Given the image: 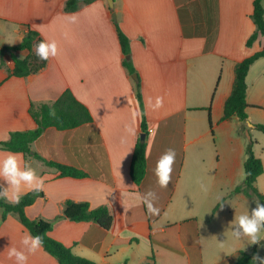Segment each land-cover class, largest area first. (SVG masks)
Returning <instances> with one entry per match:
<instances>
[{
	"label": "crops",
	"instance_id": "1",
	"mask_svg": "<svg viewBox=\"0 0 264 264\" xmlns=\"http://www.w3.org/2000/svg\"><path fill=\"white\" fill-rule=\"evenodd\" d=\"M114 1V9L107 0H98L66 12L67 0H0V50L21 42L25 25L44 40L55 39L59 47V54L48 60L43 71L25 78L8 77L15 65L9 53L4 55L6 66H0V142L8 140L12 132L37 127L29 113L31 103H53L70 90L89 110L93 122L64 131L49 128L31 148L47 161L78 168L89 176L61 177L57 169L19 153L44 181L45 198L27 207V216L54 221L68 200L88 202L91 209L107 206L114 216L109 231L94 222L61 220L50 232L76 255L98 264H114L113 259H121L123 264L147 262L155 250L150 246L141 253L142 243L150 242L154 234H168L175 223L180 244H173L172 237L162 238L156 243L160 252L172 258L183 253L186 264H203L197 209L212 208L225 199L224 191L237 185L238 175L245 170L246 141L240 133L241 123L236 117L223 120V115L236 65L264 47L261 35L247 47L256 31L251 18L255 0ZM73 14L75 23L68 19ZM115 22L130 40V58L140 78L150 129L147 172L139 186L130 170L142 113L137 82L123 64L125 55ZM17 55L25 58L28 52L18 51ZM263 59L256 61L247 75L249 109H264V64L258 70ZM157 96L163 97V107L153 110L148 102L151 99L154 103ZM249 109L251 121L254 110ZM126 125L136 128L135 136L126 134ZM213 129L215 137L222 140L214 165L208 164L210 157L206 155ZM169 148L176 152L171 182L160 188L154 168ZM7 152L0 150V157ZM0 185L7 187L3 180ZM149 190L158 197L154 203L160 209L159 216H150L139 200V195ZM237 196L246 200L243 193ZM173 204L177 208L169 211ZM225 205L226 199L220 208ZM175 218L179 220L173 221ZM26 231L17 216L3 219L0 208V264H13L6 248L11 242L19 247ZM28 264L60 263L42 247L29 256Z\"/></svg>",
	"mask_w": 264,
	"mask_h": 264
},
{
	"label": "trees",
	"instance_id": "2",
	"mask_svg": "<svg viewBox=\"0 0 264 264\" xmlns=\"http://www.w3.org/2000/svg\"><path fill=\"white\" fill-rule=\"evenodd\" d=\"M98 0H67L65 5L66 12H75L84 5H89ZM264 0L254 1V11L251 16L256 25V31L247 41V47H252L261 35L264 37ZM116 23L119 40L125 60L123 62L125 68L130 75H137V99L140 104L142 113L141 134L137 139L133 159L131 163V178L133 182L139 186L145 178L147 172V140L150 129L145 115L143 95L141 92V83L139 75L133 65L131 58V44L127 35L121 30ZM26 31L22 41L14 46H7L0 50V66L5 67L4 55L9 53L14 61V69L8 71V77L25 78L31 75H36L43 71L48 64L47 61L39 60L34 52V45L41 40H44L39 32L25 25ZM18 51H27L28 55L21 58L17 55ZM264 57V47L261 51L244 59L235 67V80L233 90L225 103L223 120H230L236 117L241 123V134H245L248 128L247 109L250 108L247 103V75L251 66ZM52 106L56 110V116H49V107ZM261 109V108H259ZM210 111V108L208 109ZM29 113L36 123L37 127L28 131H16L10 134L6 141L0 142V150L23 153L26 156L33 157L50 168H55L60 171L61 177L85 178L89 174L75 167L63 165L54 161H47L41 155L34 152L31 148L32 144L38 140L44 132L49 128H55L60 131L76 129L83 125L93 122V118L89 110L80 103L70 90H66L53 103H42L36 105L31 103ZM211 128H213L210 121ZM257 128L264 133V126L257 125ZM213 132V130H212ZM141 135H145V139H141ZM245 181L243 185L236 187V193H243L247 197L257 198L261 204H264V195L256 187L259 177L264 174V164L261 158L257 157L253 151V141L246 148V160L244 163ZM39 198H45L43 191L29 192L21 196L18 204H13L0 199V208L3 209V219L8 215H15L21 224L32 234L41 235L44 243L43 248L51 256L55 257L60 264H98L87 258L76 255L71 248L65 246L62 242L53 239L50 232L53 230L55 223L61 220H69L73 222H94L109 231L114 223V216L107 206H100L96 209H91L88 202H74L68 200L64 204L63 213L55 218L54 221L45 220L43 218L30 219L25 209L33 205ZM220 202L214 209V212L220 207ZM257 256V247H254L251 252H240V256L235 264H258L253 260ZM154 254L147 259L143 264H155Z\"/></svg>",
	"mask_w": 264,
	"mask_h": 264
},
{
	"label": "clouds",
	"instance_id": "3",
	"mask_svg": "<svg viewBox=\"0 0 264 264\" xmlns=\"http://www.w3.org/2000/svg\"><path fill=\"white\" fill-rule=\"evenodd\" d=\"M68 19L71 23H75L77 17L73 14ZM9 44L12 43L9 42ZM34 52L39 60L47 61L57 57L59 47L55 39H45L34 45ZM148 103L153 110H158L163 107V97L157 96L154 103L151 99ZM49 116L53 118L56 116V110L52 106L49 107ZM125 132L128 136H135L136 128L132 125H126ZM175 159V150L169 148L157 160L154 175L160 188H167L170 184ZM120 179L123 182L121 173ZM0 180L7 184V187L0 185V199L13 204L20 202L25 190L39 193L44 189L43 178L38 174L37 169L30 162L24 161L21 154L15 152H7L0 157ZM201 186L203 187V185ZM110 193L108 192L106 195ZM261 194L264 195V192ZM157 199L156 193L151 190L139 195L140 202L146 207L150 216L160 215V209L154 203ZM253 199L256 207L251 212L235 215L234 220L229 225L232 237L235 240H247L249 245L259 244L264 240V204H261L257 198ZM43 243L41 235H32L26 231L19 241V247L11 242V246L6 248L7 257L13 261V264H28L29 256L38 252L43 247ZM253 260L259 261V264H264V258L259 256H254Z\"/></svg>",
	"mask_w": 264,
	"mask_h": 264
},
{
	"label": "rangeland",
	"instance_id": "4",
	"mask_svg": "<svg viewBox=\"0 0 264 264\" xmlns=\"http://www.w3.org/2000/svg\"><path fill=\"white\" fill-rule=\"evenodd\" d=\"M9 40L10 39L7 36V41ZM261 64H264V61H262V63H259L258 70L261 69ZM249 110H254L252 111L253 114H251L252 120H248V124H251L253 127H249L248 125V128L246 130V132L249 133L250 138L248 137L246 132L244 135L242 134V136L246 141V148L250 144V142L253 141V151L256 156L262 159L264 164V133L257 128V125L264 126V109L262 110L251 108ZM240 131L242 133L241 129ZM210 142V151L206 150V155L210 157V161L208 160V164L209 162L210 164L212 162V165H214V161L216 162L219 160V148L222 147V140L220 136L218 137V139L215 137V132L214 134H212L211 132ZM244 181L245 170L243 169V171H241V173L238 175L239 183L233 188L226 189L224 191L226 205L222 209L220 207L225 199L220 201L222 202V204L216 210V212H214V209L220 202L217 205L212 206V208L202 207V209L200 210L197 209V218L195 219V221L199 230V243H201V248L203 250V264H231L237 254L239 255L240 252H251L254 247H257V256L264 258V240H262L259 244L249 245V242L247 240H235L232 237L231 230L229 228V225L234 220L235 215L238 216L241 213H245L248 211L251 212V210L256 207L255 200L253 199L255 197L246 196V200L243 201L238 198L237 193L235 192L236 187L243 185ZM256 187L261 193L264 192V174L258 178ZM175 208H177V206L173 204L170 207L169 211H174ZM186 211L190 210L188 209ZM188 214L189 212L185 213L183 216L185 217V215ZM225 217H229V220L224 219ZM177 220H179V218H175L173 221ZM183 222L188 223V220H184ZM176 223L182 224V222ZM202 223L203 226L201 227ZM170 226L171 227L168 234H154V236L151 237L150 242L142 243L140 252L143 253L144 249L149 251V248L151 246L152 250H155L153 251V253L151 252V256L152 254L155 255L156 264H186L187 257L183 253H178L177 258H172L166 253L160 252L156 244L158 243L157 240L160 241L162 240V238L165 240L171 237L173 244H177V242L179 243V240H176V235H179L177 225H175L174 223ZM140 230L142 233L143 228H141ZM156 251H159L158 255ZM113 263L123 264L121 259H113ZM257 263L259 264V261H257Z\"/></svg>",
	"mask_w": 264,
	"mask_h": 264
},
{
	"label": "water",
	"instance_id": "5",
	"mask_svg": "<svg viewBox=\"0 0 264 264\" xmlns=\"http://www.w3.org/2000/svg\"><path fill=\"white\" fill-rule=\"evenodd\" d=\"M107 2H108V4H109V7H110L111 9H114L115 1H114V0H107ZM113 18H114L115 20H116V18H117V15H116L115 12L113 13ZM127 58L129 59L130 57H127ZM133 79L137 82V81H138V77H137V75H133ZM248 125H250L249 127H253L251 124H248ZM246 134H247L248 137L250 138L249 133L246 132ZM145 138H146L145 135H141V139H142V140L145 139Z\"/></svg>",
	"mask_w": 264,
	"mask_h": 264
}]
</instances>
